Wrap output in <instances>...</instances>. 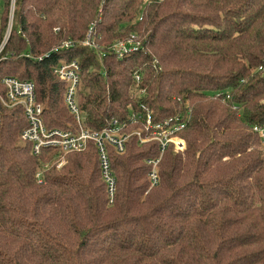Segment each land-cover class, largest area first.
I'll return each mask as SVG.
<instances>
[{"label": "trees", "instance_id": "16d2710c", "mask_svg": "<svg viewBox=\"0 0 264 264\" xmlns=\"http://www.w3.org/2000/svg\"><path fill=\"white\" fill-rule=\"evenodd\" d=\"M2 43L0 91L32 80L47 126L74 123L53 67L77 60L85 125L142 102L185 123V147L164 149L150 187L158 142L109 145V202L93 142L36 155L23 108L0 100V264H264V0H0Z\"/></svg>", "mask_w": 264, "mask_h": 264}, {"label": "built area", "instance_id": "2783aa9c", "mask_svg": "<svg viewBox=\"0 0 264 264\" xmlns=\"http://www.w3.org/2000/svg\"><path fill=\"white\" fill-rule=\"evenodd\" d=\"M132 38L120 40L111 45L110 49L117 58H123L137 50L140 42ZM87 44H90L86 41ZM4 43L0 45V53ZM67 46V45H66ZM92 46V44H90ZM156 63V62H155ZM259 69L264 71V67ZM53 73L64 81L63 101L68 111L74 117V123L67 127H49L43 119V105L36 99L35 85L30 79H22L17 76H3L4 92L0 91V100L7 106L20 105L23 108L27 119V126L21 132V138L30 141L34 154H39L44 147H54L59 152L81 151L86 148L88 142H93L96 147L101 177L105 182L106 193L109 202H112L116 191V177L111 165L108 146H112L117 152L124 151L125 142L131 134L138 136V142L156 140L159 145V152L156 157H147L146 162L150 163L148 171L149 186L158 183V162L164 149L172 143L175 150L185 147L184 138L177 133L185 126L183 121L173 122L168 117L156 123L152 122V110L144 103L140 108L130 107L129 113L123 120L113 117L108 125L100 129H91L84 124V116L79 107L77 89L80 81V65L77 60L60 62L53 67ZM135 79L140 80L136 74ZM135 95L144 93L143 88H136ZM143 121L132 131H128L127 125L131 122ZM149 130L148 134H143ZM264 139V129L260 130ZM58 166L60 163L57 164ZM39 175V174H38Z\"/></svg>", "mask_w": 264, "mask_h": 264}, {"label": "rangeland", "instance_id": "374dc122", "mask_svg": "<svg viewBox=\"0 0 264 264\" xmlns=\"http://www.w3.org/2000/svg\"><path fill=\"white\" fill-rule=\"evenodd\" d=\"M13 3H14V0H13ZM12 17H13V5H11V10H10L9 19H8V23H9L8 25H10V22L12 21ZM65 161H66L65 157L61 156L60 160H58V163H60V165H62Z\"/></svg>", "mask_w": 264, "mask_h": 264}]
</instances>
